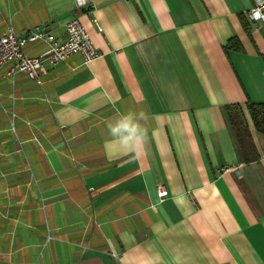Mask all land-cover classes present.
Masks as SVG:
<instances>
[{"label": "crops", "instance_id": "1", "mask_svg": "<svg viewBox=\"0 0 264 264\" xmlns=\"http://www.w3.org/2000/svg\"><path fill=\"white\" fill-rule=\"evenodd\" d=\"M253 5L0 0V35L44 23L63 39L76 14L100 51L86 64L80 53L46 60L41 81L0 68V264H264V133L247 107L264 101V20L249 17ZM233 36L240 48L226 47Z\"/></svg>", "mask_w": 264, "mask_h": 264}, {"label": "built area", "instance_id": "2", "mask_svg": "<svg viewBox=\"0 0 264 264\" xmlns=\"http://www.w3.org/2000/svg\"><path fill=\"white\" fill-rule=\"evenodd\" d=\"M92 0H75L78 8L87 6ZM248 15L254 20H264V0H254V5L248 10ZM65 38L56 37L48 29V25L39 23L28 30L25 35L16 33L9 26L0 35V68L7 66L10 74L26 71L28 74L41 81L40 72L46 60L53 63L65 61L74 53L83 56V63H88L100 55V51L93 44L88 32L76 14L71 15L64 23ZM99 29H102L99 26ZM43 42L38 51L30 48ZM16 112H11L12 128ZM167 194L162 186L159 190L160 199Z\"/></svg>", "mask_w": 264, "mask_h": 264}, {"label": "trees", "instance_id": "3", "mask_svg": "<svg viewBox=\"0 0 264 264\" xmlns=\"http://www.w3.org/2000/svg\"><path fill=\"white\" fill-rule=\"evenodd\" d=\"M226 47L240 48V40L238 37L233 36L229 39ZM247 107L256 128L264 133V101H253L249 99L247 101ZM227 110L240 143L245 147V139H252L243 108L239 102H232L227 104Z\"/></svg>", "mask_w": 264, "mask_h": 264}]
</instances>
